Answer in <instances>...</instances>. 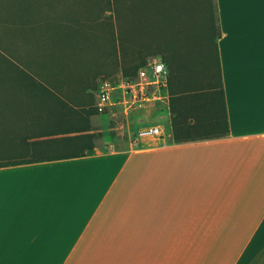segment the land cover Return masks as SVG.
<instances>
[{
	"label": "crops",
	"instance_id": "obj_1",
	"mask_svg": "<svg viewBox=\"0 0 264 264\" xmlns=\"http://www.w3.org/2000/svg\"><path fill=\"white\" fill-rule=\"evenodd\" d=\"M88 1L65 0L53 15L64 58L49 54L60 47L45 32L30 54L24 40L1 52L0 78L37 85L0 89V264H264V0H213L227 135L217 136L219 100L184 110L172 87L179 141L170 125L153 147L107 150L90 91L114 60L98 54L114 17H172L161 23L167 41L183 47L192 13L180 14L188 0H105L100 35L83 18ZM49 22L36 15L23 29Z\"/></svg>",
	"mask_w": 264,
	"mask_h": 264
},
{
	"label": "rangeland",
	"instance_id": "obj_2",
	"mask_svg": "<svg viewBox=\"0 0 264 264\" xmlns=\"http://www.w3.org/2000/svg\"><path fill=\"white\" fill-rule=\"evenodd\" d=\"M188 1L190 6L185 5V10L182 7L184 12L180 14H190L189 9H191L192 17L190 22L187 23V29L180 25L182 29V33H180L182 34V38H177L180 45H183V47H171L170 42L167 41L170 31L167 30L168 28H164L161 23L162 20L166 18L167 20H172V17H139L131 14L123 17L124 26H121V17H114L112 41L108 40L111 47H101L98 53L103 57L105 62L111 59L114 60L112 63L109 62L111 64H107L108 69L106 71L104 70L96 82H94V89L90 91L92 96H94L98 84L103 79H112V77L121 74L122 68L125 66L133 65L140 61H144L145 64L152 58H161L166 61L169 68L168 71L172 77V83L175 82L177 73L184 75L183 71H192L196 74L198 79L189 76L190 80H187L193 86H195L194 83L198 85V88L195 90L199 89L202 92H206L208 91L207 88L216 87V91H218L219 71L215 46L217 26L214 1ZM64 3L65 0H0V64L5 65L7 63L6 59L2 58L4 55L1 52L7 55L16 53L13 42H21L24 40L27 44V53L30 54L31 47L37 43L34 42L33 37L38 38L39 35L37 37L36 35L40 32L49 33L47 35V38H50L47 41L48 45L60 47L59 51L55 50L54 52H49V54L52 56L57 55L56 58H64L66 54V51L63 49L65 48V40L62 38L51 39L53 36L50 34L53 31L52 26L54 19L52 18L57 17H53V15L58 13L59 9H62ZM88 3L89 5L86 7L89 11V15H84L83 18L85 20L88 19L93 25L97 24L98 32L101 35L107 31L108 25L111 22V16H109V14L107 16L106 13L105 0H89ZM131 5L136 7V4L132 0ZM79 6L83 5L79 4ZM169 11L173 14L172 10ZM36 15L40 17L45 16L50 22L46 23L45 25L47 26L42 28L41 31H39V29L24 30L23 24L27 23L29 20L32 21ZM139 20L144 23L146 31L138 32L137 27ZM162 27L165 29H163L164 31L160 29ZM154 38H156V40H153ZM182 40L184 41L183 43ZM138 42H145V45L148 46L142 43L144 47H141ZM111 53H113V58H110ZM178 56H181L179 60L176 59ZM173 58H175L176 61H173ZM175 62L184 65L187 63V66L184 69H180V67L177 69ZM20 66L24 68L23 65ZM28 72L32 71L28 70ZM68 78V83L72 89H77L79 84L78 81H76L75 73L70 74ZM215 96L216 99H218V95ZM158 116L159 110H157V108H150L141 113H136L128 120H125L121 115L117 117L100 115L97 120L98 124L96 128L100 131L98 133L102 135L103 140H101V142L99 140L98 144H101L105 150L110 147L114 149L124 146L128 147V138L135 135L139 127L138 123L150 125L159 122L170 127L171 116L166 118L164 115Z\"/></svg>",
	"mask_w": 264,
	"mask_h": 264
},
{
	"label": "built area",
	"instance_id": "obj_3",
	"mask_svg": "<svg viewBox=\"0 0 264 264\" xmlns=\"http://www.w3.org/2000/svg\"><path fill=\"white\" fill-rule=\"evenodd\" d=\"M150 108H157L159 116L168 117V69L161 58L148 60L138 69L135 77L119 75L113 79H103L96 90L94 109L99 115H121L128 120ZM138 124L135 135L127 141L131 149L153 147L166 137L167 126L163 123Z\"/></svg>",
	"mask_w": 264,
	"mask_h": 264
},
{
	"label": "trees",
	"instance_id": "obj_4",
	"mask_svg": "<svg viewBox=\"0 0 264 264\" xmlns=\"http://www.w3.org/2000/svg\"><path fill=\"white\" fill-rule=\"evenodd\" d=\"M122 20H123V17H121V21ZM216 37H217V35H216ZM98 52H99V50H98ZM180 57L178 56V57H176V59L179 60ZM174 60H175V58H173V61ZM162 61L166 64V66L168 68V64L166 63V61L164 59H162ZM143 65H144V61H140V62H138L136 64H133V65H127L124 68H122L121 75L125 76V77H135L138 69L141 68ZM176 65H177L176 66L177 69L179 67H180V69H184V68H186L187 63L185 65L176 63ZM217 66H218V71H219L218 61H217ZM183 72H184V75H181V74L177 73V76H175V82L172 83V81H171L172 77L170 76V73L168 71L169 107H170V114H171V127H173L174 140L179 141V137H178L179 134L174 129V127L178 123V116L176 115V111L174 109V104H176V100L174 99L173 94H172L173 93L172 90H171L172 87L177 89V91H178L177 94H180V95L184 96L183 97L184 101H183V104H182V107H183L184 110H186L187 104L194 103V104H198L199 106L212 105L213 103H217L218 100H219L220 101V105L223 107V111H224V124H222L221 121H220L218 126H219L221 131H220L219 135H217V136H225V135H227L228 134V122H227V117H226L225 108H224V95H223V89H222V85H221L220 79L218 80V85H219L218 91H216V87H211V88H207L208 91L202 92L199 89L195 90L196 88H198L197 87L198 85H196V83H194L195 86H193L187 80V79L190 80L189 76H193V78L198 79L196 74H194L192 71H188V72L187 71H183ZM19 83H20V85L13 84V83L9 82L5 78H0V89L3 88V89H6L7 92H9V90H12L13 92H15L18 89L19 90H23L25 88L27 90L32 89V88L35 89L36 86H34V85H37V84H33L32 82H29V81H25L23 83L19 82ZM170 92H172V93L170 94ZM213 92H214V94H213ZM215 92H217V93H215ZM201 93H203V94H201ZM215 95H218V99H216ZM189 97H194V100L193 101L190 100V102H188L189 101L188 100ZM210 114H212V113L209 111V115ZM209 124H210V126L217 125V122L213 121V122H209ZM184 137H186V136H184ZM1 166H8V165L5 164V163H0V167Z\"/></svg>",
	"mask_w": 264,
	"mask_h": 264
}]
</instances>
